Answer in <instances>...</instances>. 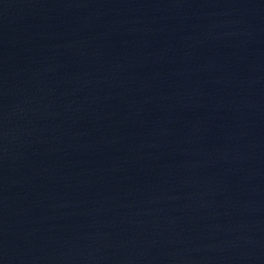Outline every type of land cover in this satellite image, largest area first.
<instances>
[{
    "label": "water",
    "instance_id": "obj_1",
    "mask_svg": "<svg viewBox=\"0 0 264 264\" xmlns=\"http://www.w3.org/2000/svg\"><path fill=\"white\" fill-rule=\"evenodd\" d=\"M0 264H264V0H0Z\"/></svg>",
    "mask_w": 264,
    "mask_h": 264
}]
</instances>
